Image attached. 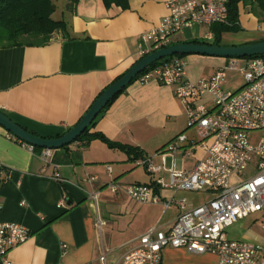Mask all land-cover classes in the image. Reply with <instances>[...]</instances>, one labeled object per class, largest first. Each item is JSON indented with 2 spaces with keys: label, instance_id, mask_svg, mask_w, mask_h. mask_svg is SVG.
Listing matches in <instances>:
<instances>
[{
  "label": "crops",
  "instance_id": "1",
  "mask_svg": "<svg viewBox=\"0 0 264 264\" xmlns=\"http://www.w3.org/2000/svg\"><path fill=\"white\" fill-rule=\"evenodd\" d=\"M166 1L126 0L127 8H122L106 7L102 0H78L70 10L67 35L57 30L42 46L0 47V110L39 136L53 137L72 128L99 93L138 61L139 36L167 14ZM237 8L240 29L223 32L221 44L229 33L243 38L240 44L264 39L261 7L252 12L250 5L239 2ZM202 25L183 28L172 42L204 39L210 25L206 31ZM185 61V77L197 82L225 66L227 58L189 54ZM187 128L186 114L171 86L134 80L97 116L90 132L137 147L143 158L153 156L179 133L196 138L194 130L190 135ZM27 145L0 126V221L18 223L29 231L27 240L5 255L15 264H120L138 236L150 227L170 229L180 213L174 203L163 208L171 190L154 185L145 168L135 163L137 158L123 150L97 139L86 146L72 142L48 151ZM175 155H180L178 169L191 168L203 152ZM153 160L160 163L158 156ZM167 168L160 173L165 181ZM110 180L120 185H154L161 202L141 203L123 190L110 192ZM93 192L98 193L94 201L89 198ZM187 192L178 190L175 196ZM187 201L194 205L196 199ZM255 214L264 218L263 213ZM98 220L105 223L101 229L96 226ZM237 229L228 228L232 232L228 237L264 244L261 225ZM102 251L104 263L99 260ZM215 263L216 256L210 253L194 254L170 246L161 250V264Z\"/></svg>",
  "mask_w": 264,
  "mask_h": 264
},
{
  "label": "built area",
  "instance_id": "2",
  "mask_svg": "<svg viewBox=\"0 0 264 264\" xmlns=\"http://www.w3.org/2000/svg\"><path fill=\"white\" fill-rule=\"evenodd\" d=\"M226 3L227 0H167V14L139 36L138 60L171 45L173 35L187 26L226 22ZM211 37L209 32L203 38ZM241 60L243 82L235 91H224L222 86L225 71L236 69L238 58L227 59L225 66L197 82L185 77V58L177 55L136 75L134 80L139 84L155 81L173 88L186 114L187 127L194 130L196 138L179 133L153 156L135 160L149 173L154 185L171 190L172 196L163 202V208L174 203L180 213L170 229L150 227L138 236L136 245L124 253L120 264H161V250L167 246L184 248L194 254H213L215 264H264L263 243L231 239L226 233L237 221L251 214H264V56ZM205 95L209 97L202 100ZM196 149L203 152L202 157L191 168L178 169L172 160L166 169L165 181L160 173L166 157H173L177 152L190 156ZM156 156L160 158L158 164L152 161ZM105 167L110 173V165ZM246 170L251 173L248 175ZM54 176L61 180L57 173ZM154 185H120L110 180L107 188L113 193L123 190L136 202L156 204L161 198L155 193ZM178 190L210 192L213 196L204 203L192 205L184 196L176 198ZM97 197V192L89 193L91 200ZM62 203L61 200L59 205ZM104 224L98 220L96 226L101 229ZM261 227L264 228V222ZM28 236L24 226L0 221L3 264H15L5 259V255ZM99 260L105 262L104 251Z\"/></svg>",
  "mask_w": 264,
  "mask_h": 264
},
{
  "label": "trees",
  "instance_id": "3",
  "mask_svg": "<svg viewBox=\"0 0 264 264\" xmlns=\"http://www.w3.org/2000/svg\"><path fill=\"white\" fill-rule=\"evenodd\" d=\"M106 7H109L111 4L121 5L122 8H127L126 0H102ZM78 0H68V8L72 9L76 5ZM239 2L251 6V11L255 12V7H261L264 11V0H227V19L226 22L213 23L210 25V32L212 37L209 40L206 39H192L184 42L190 43H205L211 45H223L221 44V34L223 32H235L240 29L238 26V8L237 5ZM54 11V4L51 0H0V47H11L18 45H32V46H42L45 45L51 34L54 31L60 30L65 35L67 32V23L63 20H54L51 17V14ZM21 37H25L30 40H22ZM257 40L247 43H253ZM171 44H174L173 42ZM177 56L184 57L185 55L177 54ZM264 56V55H259ZM243 57V58H252ZM169 57H165L161 60H158L152 63L148 68L151 69L159 64L167 61ZM229 59V58H227ZM120 76L115 78L118 79ZM113 80V81H114ZM112 81V82H113ZM134 81V80H132ZM131 81V82H132ZM123 88L121 92L124 90ZM116 94L97 114L99 116L102 114L113 102V100L121 93ZM100 94V93H99ZM2 113L7 115L4 111L0 110ZM90 123V125L76 138L74 142H80L83 146H86L92 140H99L105 143L110 148H118L125 151L128 155L132 154L134 158H141V153L137 147H133L126 144L115 143L108 138H106L100 132H90V129L95 125L96 118ZM25 128V127H23ZM31 133L39 136L32 130L25 128ZM68 128L66 131H68ZM64 131L63 133H65ZM63 133L59 134L62 135ZM56 135V136H59ZM16 140L23 142L15 137ZM68 145L62 146L66 148ZM33 150H41L43 148L34 147Z\"/></svg>",
  "mask_w": 264,
  "mask_h": 264
},
{
  "label": "water",
  "instance_id": "4",
  "mask_svg": "<svg viewBox=\"0 0 264 264\" xmlns=\"http://www.w3.org/2000/svg\"><path fill=\"white\" fill-rule=\"evenodd\" d=\"M199 54L223 58H243L264 55V41L243 43L239 45H211L205 43L181 42L155 50L136 61L124 74L107 86L92 102L91 106L80 120L68 131L59 136H37L17 124L10 117L0 111V126L24 143L47 150L68 145L90 125L100 110L136 75L149 67L152 63L172 55Z\"/></svg>",
  "mask_w": 264,
  "mask_h": 264
},
{
  "label": "rangeland",
  "instance_id": "5",
  "mask_svg": "<svg viewBox=\"0 0 264 264\" xmlns=\"http://www.w3.org/2000/svg\"><path fill=\"white\" fill-rule=\"evenodd\" d=\"M51 1L54 4V11L51 14V17L54 20H63L65 23H67L70 17V10H71L68 8V0H51ZM201 28L203 31H206L207 26L203 24ZM67 32H70V31H68L67 29ZM22 40L28 41L30 39L21 37V41ZM241 41H243V38L238 37L234 35L233 33H229V35L225 38L224 41H222V43L223 45L230 46V45H239ZM187 56L188 55H185L184 58H186ZM243 67H244L243 61L241 60V58H238L237 68L227 69L225 71V83L222 86L224 91H228V90L234 91L235 89L239 88L240 85H242L243 75L240 69ZM208 68L210 70V67ZM208 68H207V71H208ZM187 130H188V133H190V135L191 133H193L190 128H187ZM251 142L255 143V139H252ZM172 159H173L172 157H168L166 159V164H165L166 167L170 166ZM174 159H175L176 167L179 168L180 167V155H175ZM245 172L248 173V175L251 173L250 170H246ZM164 176L167 181V174L166 175L164 174ZM184 196L189 200L190 198H195L196 201L194 202V205H196V204H200V203H204L208 201L213 196V194L210 192H204V191H197V192L189 191L186 194H184ZM262 222H264V218L263 219L260 218V215L251 214L249 217L237 221L236 223H234L228 228H233L234 229L233 231L235 232L238 230L237 228H260V225ZM250 223H252L251 226H249ZM228 228L226 229L227 236L229 234L230 235L232 234L231 231L229 233Z\"/></svg>",
  "mask_w": 264,
  "mask_h": 264
}]
</instances>
